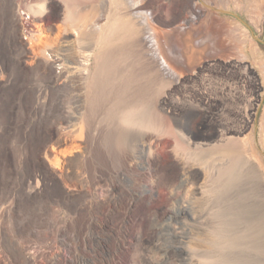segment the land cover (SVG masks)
I'll list each match as a JSON object with an SVG mask.
<instances>
[{
    "label": "bare ground",
    "instance_id": "bare-ground-1",
    "mask_svg": "<svg viewBox=\"0 0 264 264\" xmlns=\"http://www.w3.org/2000/svg\"><path fill=\"white\" fill-rule=\"evenodd\" d=\"M144 1L118 0L119 3L125 5L122 24L114 28L111 35L101 39L98 53H95L94 41H89V43L91 42L89 53L79 54L78 48V51L74 50L75 47L71 45L76 43L78 38L76 33H73L72 38L64 39L65 43L59 41L60 45L68 44L64 46V49L49 50L53 54L64 51L65 59L68 58L70 64L77 63L83 67L82 71L74 73L75 75L72 74L73 78L71 77L67 81L72 86V89H68V93L72 94L74 108L80 110L82 107L83 97L80 90L83 89L84 84H87L93 93H96L95 95L92 93L94 95L92 98L95 102H99L103 98L105 100L106 92H102V86L110 83L109 77L112 75L132 77L131 73H123L119 70V58L112 56L116 46L114 40L119 37L132 50L135 48L138 50L137 52H143L146 49L147 53L144 52L146 56L144 55L143 59H146L155 68L157 81L166 80L170 83V91L179 89L180 83H182L183 68L181 66L191 67L202 57L203 52H206L208 43L203 41L201 33L193 34L179 29L177 35L172 36L171 41L172 44L177 45L176 51L170 49V53L174 55L176 53V58L171 54V57L167 56L164 43L155 28L152 14L141 8ZM198 3L202 7L211 6L209 0H198ZM94 11L90 6L81 7L77 11L79 15L76 13V18L83 21L92 16L91 13ZM194 18L197 19L198 16L191 17V21ZM233 31L230 30L229 34L224 35L229 42L233 39ZM168 39L171 40L170 36L166 37L164 42L165 40L169 42ZM23 51L25 52V50ZM91 56L94 57V71V67L89 69ZM17 65L14 62L10 65L12 81L8 88L1 90L0 93V197L6 194L7 199L13 197L17 202L16 210L13 206L0 209V219H3V225L0 224V234L3 233L4 241L3 257H0V264H35L31 250L44 245H47L46 247L51 253L50 264H55L58 259L60 264L102 263L89 259L87 251L88 238L91 234L99 229H104L100 218L104 217L105 221L109 222L114 211L113 206L117 205L118 200L126 199L123 208V225L120 228L123 229L127 221V214L135 205L149 206L156 202L161 195L158 173L161 162L159 154L154 148L157 137H153L152 131L149 129V127H154L156 121L149 118L152 116L150 110H143L144 116H148L147 122L150 124L147 125L143 121L135 122L134 112H131L133 110L130 109L126 118L117 119L115 114L111 113L104 121V125L99 123L98 119H96L97 123L96 120H93L92 124L89 122L90 136L88 135V140H85L87 142L84 141L81 163L78 167V175L83 183L82 187L86 190L81 188L85 193L81 195L82 190H79V195H76L75 190L60 184L55 177H50L45 167L42 166L41 148L48 140L45 130L51 125H49L51 116L46 114L44 118V114L40 113L41 108H33L26 115L27 97L24 94L18 96L17 100L14 97L16 91L14 84L17 78L15 75L18 76ZM52 65L54 64L52 63ZM209 67L214 74L220 70L231 73L237 68L236 65L219 68L216 63ZM240 67L241 81L245 84L244 90L252 96L249 100V109L245 115L241 116V121L224 124V128L221 130L211 129V134L204 136L201 140L198 138L186 139L183 129H180L181 138L188 147L186 151H174L173 159L177 163L179 172L177 181L179 189L185 197L179 203L178 214L175 213L176 206H174V210L170 207L163 211V216L166 218L188 216L192 222V229L181 235L177 234V242L174 245L165 246L161 238L162 229L158 228L157 223L159 214L157 211L150 210L148 212L150 228L157 236L151 245L161 256L160 261L153 264H264V164L257 154L258 143L254 126L263 102L261 90L264 89V68L258 75L248 66L241 65ZM18 79L20 78L18 77ZM74 91H76L75 94ZM114 100H119V96L116 95ZM205 102L209 105L208 109L214 110L216 104L210 98H206ZM55 103L56 105L61 104V106L64 104L59 100ZM169 109L175 115L177 109L175 107H169ZM87 121L89 120L87 119ZM185 125L182 122V128ZM11 130H13V134H11ZM94 131L96 134H93ZM113 131L116 133H112ZM229 132L241 133V138L228 137ZM66 143L65 139L58 140L59 145ZM261 143L264 145V140ZM43 152L47 154L46 150ZM193 153L200 154V158L191 157ZM14 171L15 175L12 174ZM37 178H41L43 181L42 187L38 190L34 187V180ZM88 183H97L96 185L111 183L114 190L116 187L120 188L123 198L119 199L113 195L112 197L110 194H108L110 195L108 198H105L98 192L99 190H95L96 196H88L90 193ZM166 188L170 190L169 193L171 192L172 203L179 202L176 196L178 192H175L177 187H173L169 183L166 184ZM15 211H17V219H15ZM11 212H13V217L10 215ZM50 212L52 217L48 219ZM228 214L241 221V232L235 234L211 233L212 231L209 230L210 223L213 221L210 222L211 216ZM8 217L10 219L12 217L9 234L6 233ZM44 227L48 228L45 241L42 238ZM234 238H241L240 246H237L238 244L229 245V242ZM213 240H217L219 245H213L211 243ZM43 242L46 243L43 244ZM115 244L116 249L121 247V238L117 235ZM106 251L109 257L115 252ZM65 252L69 255L67 256ZM142 264L150 263L144 261Z\"/></svg>",
    "mask_w": 264,
    "mask_h": 264
},
{
    "label": "rangeland",
    "instance_id": "rangeland-1",
    "mask_svg": "<svg viewBox=\"0 0 264 264\" xmlns=\"http://www.w3.org/2000/svg\"><path fill=\"white\" fill-rule=\"evenodd\" d=\"M210 4L209 7H202L198 0H145L141 7L152 14L155 28L164 43L167 56L171 57L172 55L175 57L176 55V53L175 55L170 53L171 50L176 51L177 46L172 44L171 41L172 36H176L179 29L193 34L201 33L203 41L206 44L208 43L207 53L203 52L202 57L195 64L186 68L181 66L183 68L182 83H180L179 89H173L172 92L170 91L169 82L166 80L157 81L155 68L146 59H143L145 53H147L146 49L143 52H137L138 50L135 48L132 50L119 37L114 40L116 46L112 56L119 58V70L123 73H131L132 77L129 78L128 75H120L121 77L112 75L109 77L110 83L104 85L105 87L102 86V92H106L104 94L106 96L105 100L103 98L99 102H95L92 98L96 93H93V90L87 84H84L83 89L80 90L83 100L81 102L82 107L79 110L72 105V94L68 93V89H72V86L67 81L71 77L73 78V75L82 71L83 67L77 63L70 64L68 58H63L65 67L63 70L58 71L52 65L53 61L47 58L46 52L64 49L62 47L68 44L60 45L59 41L63 38L65 40L72 38L73 33H76L78 37L76 43L71 45L76 48L74 50H79V54L82 52L89 53V47L91 46L89 41H94L95 53H98L101 39L104 36L111 35L113 29L122 24L125 5L119 3L118 0H0V93L8 88L12 81L10 65L13 62L16 65L18 64V76L15 75V78H17L14 84V90H16L14 97L16 100L22 94L27 97L26 109L28 111L26 110V115L33 108H41L40 113L44 114V118L46 114L51 116L49 122V125H51L45 130L48 140L42 146V154L40 155V159L43 161L42 166L45 167L50 177H55L60 184L75 190L76 195H79V190L84 188L78 175V167L81 163L84 141L88 140V135L90 136L89 122L92 124L93 120L98 119L99 123L104 125V121L111 113H114L117 119L126 118L130 109L133 110L131 112H134L135 122L143 121L149 125L150 123L147 121L150 117L156 121V126L149 127V129L152 131L153 137H157L154 148L158 152L161 162L158 172L161 195L156 200L157 203L153 202L149 206L144 204L135 205L127 214L125 226L120 229L123 225V208L126 201V199H121L123 196L120 188L116 187L114 190L111 183H101V185L100 183L98 185H96L97 183H88V191L90 192L88 196H96L95 190H99L98 192L105 198L113 195L121 199L118 200L116 206H113L114 211L109 218V222H106L104 217L100 218L104 229H99L88 238V257L92 261L98 263L101 261L102 263L99 264H142L144 261L153 264L159 262L161 256L156 253L154 246L151 245L157 236L154 234V230L150 228L148 212L150 210L158 212V228L162 229L161 238L165 246L174 245L177 242V234L181 235L192 229V222L188 216H173V218L163 216V211L168 210L170 207L173 209L174 206L176 207L173 210L177 213L179 203L185 197L179 189V183L177 182L179 172L177 163L173 159L174 151H186L188 147L181 138L180 129H183V135L186 139L198 138L201 140L204 136L211 134L212 130L223 129L224 124L241 121V116L245 115L249 109V100L252 96L244 90L245 84L241 81L240 66H248L258 75L261 74L262 68H264V0H209ZM86 6L93 8L95 14L91 13L93 15L88 16L89 18L83 21L77 20L76 16L79 15L77 11L79 8ZM21 12L29 15L30 21L24 24V20L21 19ZM193 16H198V18L191 21ZM230 30H234V36L232 41L229 42L224 35L229 34ZM169 36L171 40L168 39L169 42H166V40L164 42V39ZM83 37L87 38L84 39ZM15 60L18 62L16 63ZM89 62L90 69L95 65L93 56H91ZM215 63L219 68L229 67L230 65L231 67L236 65L237 68L231 73L230 71L220 70V72L214 74L209 66ZM75 93L76 91H74ZM114 95H118L119 100H114ZM262 95V106L254 126L258 143L257 154L264 164V145L261 143L264 140V89L261 90ZM206 98H210L216 104L214 110L208 109L209 105L205 102ZM58 100L64 104L62 106L61 104L56 105L55 102ZM169 107L177 109L175 115ZM143 110H150L152 116H149V118L146 115L144 116ZM118 113L120 117H118ZM135 113H138V115H135ZM98 121L96 120V123ZM182 122L186 124L183 128ZM112 133L115 134L116 132L113 131ZM11 134H13V130H11ZM93 134H96V131ZM227 136L241 138V133L229 132ZM59 139H65L67 143L59 145ZM44 150L47 154H44ZM191 157L198 159L200 154L193 153ZM12 174L15 175V171ZM169 183L173 187H177L175 192H178L176 196L179 202L175 204L170 200V190L166 188V184ZM34 184V187L38 190L42 187L43 181L41 178H37L34 180ZM84 193L83 190L80 192L81 195ZM16 203V198L10 197L7 199L6 194L0 197V209L13 206L16 210ZM12 214L13 212L10 214L13 217ZM15 215V219H17V211H15ZM49 215L48 219L52 217L51 212ZM223 216H211L210 222L213 220L210 223L212 227L209 226L211 233L235 234L241 232V221L238 218L231 214ZM12 217L6 219V233L8 234L9 227H12ZM0 224L3 225V219H0ZM47 232L48 228L44 227L42 234L44 241L47 238ZM116 235L121 238V247L117 249L115 244ZM3 243V233H1V258L3 257ZM45 243L43 242V244ZM211 243L219 245L217 240H213ZM229 245L240 246L241 238H234L229 242ZM46 246H39L37 249L31 250L35 258V264H50L51 253ZM106 250L115 252L109 257ZM65 254L69 255L66 252ZM60 263L59 259L55 262V264Z\"/></svg>",
    "mask_w": 264,
    "mask_h": 264
},
{
    "label": "built area",
    "instance_id": "built-area-1",
    "mask_svg": "<svg viewBox=\"0 0 264 264\" xmlns=\"http://www.w3.org/2000/svg\"><path fill=\"white\" fill-rule=\"evenodd\" d=\"M21 19L24 20V24L28 21H30V16L29 15H25L24 12H21ZM60 42H64V38L60 40ZM67 46V45H66ZM64 48V47H63ZM46 56L47 58H49L50 60L53 61L55 69L56 70H63L65 67L64 62L62 61V58H65V53L64 51L59 52L58 54H53L50 51L46 52Z\"/></svg>",
    "mask_w": 264,
    "mask_h": 264
}]
</instances>
